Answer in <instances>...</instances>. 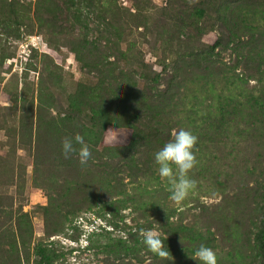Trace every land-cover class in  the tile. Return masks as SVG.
Segmentation results:
<instances>
[{"label":"rangeland","instance_id":"1","mask_svg":"<svg viewBox=\"0 0 264 264\" xmlns=\"http://www.w3.org/2000/svg\"><path fill=\"white\" fill-rule=\"evenodd\" d=\"M232 3L0 0V264H37V245H47L55 252L54 264H200L194 256L196 247L160 231L156 220L163 221V214L169 216L171 228L192 227L205 236L217 264L256 263L253 234L264 204V140L247 141L231 168L220 176L203 175L202 189L194 188L180 203L171 200L169 182L157 173L158 179L148 181L142 192L145 199L139 202H131L133 195L139 198L142 194H134L130 185L123 193L98 184L90 191L95 199L91 209L77 202H84L83 195L69 199L59 211L57 192L70 178L53 166L55 152L48 124L69 110L87 118L93 104L84 98L109 96L100 86L106 85L109 94L116 90V96L117 83L124 94L134 85L140 91L149 69L160 80L148 87L162 97L181 98L177 110L199 102L223 101L218 99L222 89L225 96L241 100L255 85L248 72L256 66L248 56L260 51L262 44L252 41L256 37L243 28L229 42L215 10L233 7ZM242 3L250 6V16L256 7L261 9V4L254 7V1ZM199 9L207 10L202 19L195 15ZM236 9L240 21L235 23L242 27L248 7ZM218 36H223L221 46L208 54ZM205 54L212 56L209 66L210 72L218 73L215 79L203 69L197 70V76L189 73ZM230 75L242 76L241 87L234 89L229 84ZM29 116L32 137L25 127L19 128L27 125ZM178 118L179 113L174 119ZM129 139V130L108 127L97 141L99 154L92 153L90 162L98 163L103 147L125 146ZM209 158L206 154L195 167L204 169ZM125 174L119 172L118 177L126 184ZM158 190L161 193L154 192ZM151 200L160 205V213L142 211L141 202ZM71 201L72 206L68 205ZM148 230L167 237L165 243L172 246L169 257L150 250L135 257L119 247L113 252L102 249L113 244L131 246Z\"/></svg>","mask_w":264,"mask_h":264},{"label":"trees","instance_id":"2","mask_svg":"<svg viewBox=\"0 0 264 264\" xmlns=\"http://www.w3.org/2000/svg\"><path fill=\"white\" fill-rule=\"evenodd\" d=\"M231 1L234 4L233 7L218 6L215 10L216 20L219 22L220 27L225 30L229 42L237 38L238 32L243 28L249 32L250 37L251 35L256 37L253 40L251 39L252 41L262 44L260 51L255 53L253 51L248 56L256 59L259 57L257 61L249 58L250 62H254L256 66L253 71L248 72L253 74L250 80L255 81V85L252 86L253 91L245 93L242 99L239 100L236 97L225 96L222 89L218 99L223 101L215 100V103L211 105H203V102H199L189 107L183 106V108H180L179 106L177 110L181 98L162 97L158 95L159 92L155 89L148 87V84L156 85L160 80V75L153 72L152 69H149L148 73L145 74L143 78L145 84L139 89L140 91L134 85L131 90H127L124 94L121 84L117 83L118 95L116 96V90L111 91L109 94L106 85V87L104 85L100 86L102 93L109 96L108 98H102V96L96 98V96L90 95L84 98L93 104L89 106L91 114L87 118H84L80 112L69 110L63 117H53L49 120L48 124L52 132L55 152L53 166L55 169L63 170L65 176L68 175L66 178H70L64 181L65 184L60 193L57 192L59 201V204H56L57 210L61 211L60 209L64 207L69 199L81 198L83 195L84 202L80 200H77V202L86 206L87 209H91L95 205V199L90 191L94 185L98 184L123 193H126L127 186L130 185V187H133L134 194H142L147 189L148 181L153 177L154 179L159 177L158 175L155 176L158 173V165L154 160L155 153L165 143L169 142L180 129L190 130L197 136L198 140L193 149L197 163L198 161L203 162L206 154L210 155L207 160V167L204 169L194 167L188 173V176L196 181L195 188L197 190L202 189L200 179L206 180L203 175L208 177L213 173H218V176H220L226 171L225 169L231 168L232 162H235L236 157L240 154L238 151H242V147H246L247 141L257 144V141L264 140V0ZM250 1L255 2L254 7L261 4V9L258 10V7H256L251 16L248 15L250 6L242 3L246 2L248 4ZM79 4L75 7L77 11L80 9ZM246 6L248 7V11H246L247 19L242 22L241 27V25L235 23L236 19L240 21L236 8L243 7L245 9ZM205 11L207 10H197L195 12L196 17L204 18L206 16ZM104 21L108 23V20L105 19ZM237 26L239 27L237 28ZM220 37L223 36H218L215 39L208 54L221 46ZM208 54L197 58V64L189 71L190 75L197 76V70L200 69L210 72L209 64H211L212 56L208 57ZM139 68L144 69V64H139ZM207 76L215 79L218 73L210 72ZM229 78V84L234 89L241 87L242 76L238 77L236 75V77H233L230 75ZM223 85L225 88L228 87L227 78ZM178 113L181 118L174 119ZM25 119H27V115ZM32 125L33 120L29 116L27 125L25 123L19 128L25 127V131H28L29 136L32 137ZM108 127L129 130L130 139L128 144L119 147H103L101 150L103 151V157L96 158L98 162L96 165L90 162L94 158L81 165L77 153L71 154L67 159L63 156L61 151L62 140L75 134H80L85 138L92 153L99 154L96 148L97 141L107 132ZM173 132L174 134H172ZM75 147L77 150L79 149V145H75ZM122 171L126 173L125 177L129 179L126 184L123 178L118 177L119 172ZM154 192L161 193L160 190ZM155 193H150L152 198L155 197ZM141 199H145L144 194L140 195L139 198L133 195L131 202H139ZM72 202L74 201H71L68 205L72 206ZM141 203L144 207L143 212L149 210L156 213L161 212L160 205H156L152 200ZM258 214L253 234V246L257 255L255 264H264V204L259 208ZM168 219L169 216L163 214V221L156 220L162 233L171 234L178 241H186L197 249L202 243L205 246L210 244L205 236L192 227L178 226L171 228L168 225ZM165 242H167V239ZM117 247L122 248L127 253H132L135 257L144 250L149 251L141 238H135L131 246L113 244L102 249L112 251ZM166 247L170 253L172 246L166 244ZM34 255L37 258V264H54L56 259L55 252L47 245H37L34 248ZM157 256L155 257L157 258Z\"/></svg>","mask_w":264,"mask_h":264},{"label":"clouds","instance_id":"3","mask_svg":"<svg viewBox=\"0 0 264 264\" xmlns=\"http://www.w3.org/2000/svg\"><path fill=\"white\" fill-rule=\"evenodd\" d=\"M197 140V136L190 130L180 129L155 153L154 160L158 165V174L169 182L171 200L176 203L184 201L190 191L196 187V181L191 179L188 173L197 164L193 151ZM75 145H79L78 150ZM61 151L66 159L71 154L77 153L81 165L86 164L92 158L90 146L80 134L65 137L61 142ZM166 239L167 237L160 233L148 230L144 233L143 242L153 253L160 257H167L170 253L165 244ZM194 256L200 264H217L215 251L203 244L195 250Z\"/></svg>","mask_w":264,"mask_h":264}]
</instances>
